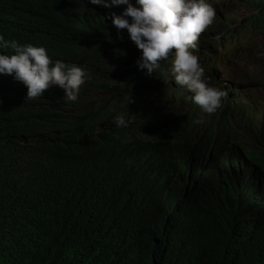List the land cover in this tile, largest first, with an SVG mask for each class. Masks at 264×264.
Here are the masks:
<instances>
[{
  "label": "trees",
  "instance_id": "trees-1",
  "mask_svg": "<svg viewBox=\"0 0 264 264\" xmlns=\"http://www.w3.org/2000/svg\"><path fill=\"white\" fill-rule=\"evenodd\" d=\"M209 1L216 15L193 50L203 60L212 36L231 22L226 13L234 8L231 0ZM239 2L257 9L242 17L241 26L264 33V0ZM0 34L43 46L53 60L86 64L97 95L87 132L103 135L98 127L112 135V159L119 160L120 153L141 160L138 179L149 196L143 201L128 197L134 182L127 168L113 176L110 165L100 173L78 171L64 178L54 164L58 196L51 212L30 228L17 222L19 209L0 189V264H264V132L263 139L256 137L259 145L244 148L232 125L224 131L219 117L202 119L197 106L174 103L173 91L158 73L149 77L138 69L140 51L134 43L118 38L120 33L109 30L98 11H83L80 0H0ZM162 67H168L166 61ZM15 82L0 75V133L25 141L35 156L45 155L36 119L41 110L59 104L58 95L26 101L27 91ZM116 115L132 123L117 128ZM196 126L203 127L201 135ZM196 138L220 164L209 180L200 181L187 157ZM23 158L24 152L13 159L9 175L19 171ZM170 176L177 182L167 188ZM189 177L197 183L183 194L180 186ZM99 183L115 188L102 204L88 198ZM245 202L249 214L242 210Z\"/></svg>",
  "mask_w": 264,
  "mask_h": 264
},
{
  "label": "clouds",
  "instance_id": "clouds-1",
  "mask_svg": "<svg viewBox=\"0 0 264 264\" xmlns=\"http://www.w3.org/2000/svg\"><path fill=\"white\" fill-rule=\"evenodd\" d=\"M80 1L83 11L88 8L98 11L109 30L120 33L118 38L125 37L129 45L134 43L140 51L136 60L138 69L146 70L149 77L158 73L160 80L167 84V90L173 91L170 96L174 103L197 106L202 111V119L212 115L219 117V128L224 131L232 125L239 134L236 142L241 147L259 145L257 139H263L264 132V33L251 30L248 25L241 26L242 17L256 13L257 9L231 0L234 8L226 13L231 22L221 33L212 36L203 60L193 50L198 47L200 34L212 25L216 15L208 0ZM227 50L236 55L240 50L251 56L259 54L261 60L242 76H237L231 69L226 73L220 66L232 67L228 64L230 61L222 58ZM231 54L229 52L228 56ZM200 59L201 63L198 62ZM164 61L167 68L162 67ZM85 68L86 64L81 60H53L43 46L22 44L0 34V75L11 76L16 81L15 87L26 90V101L40 100L44 93H55L59 98L57 106L50 105L41 110L36 119L40 129L37 134L45 155L35 156L25 141L3 137L0 133V189L19 209L17 222L27 228L51 212V204L58 196L51 172L54 164H58L64 178H72L78 171L100 173L103 167L110 165L109 175L113 176L127 168L134 182L128 197L133 201L149 199L146 188L138 179L141 160L123 157L120 153L119 160L112 159V135L98 127L97 132L103 135L87 132L91 129L85 124L94 113L93 101L97 95ZM128 99L130 101V96ZM251 115L260 119L254 122L253 117H248ZM112 122L117 128H127L132 123L125 115H116ZM196 127L201 135L203 127ZM23 152L19 171L9 175L7 169L13 159ZM187 157L200 181L219 173L220 164L213 163L211 152L203 148L199 138L193 141V151ZM211 165H214L212 170ZM151 181L159 190L155 180L151 178ZM176 182L177 178L170 176L165 187L170 188ZM196 183L197 178L189 177L187 183L180 186L181 192L184 194ZM114 189L99 183L88 198L96 204L105 203ZM40 204L45 208L39 207ZM243 205L242 210L249 214L250 206L247 207L246 202Z\"/></svg>",
  "mask_w": 264,
  "mask_h": 264
},
{
  "label": "rangeland",
  "instance_id": "rangeland-1",
  "mask_svg": "<svg viewBox=\"0 0 264 264\" xmlns=\"http://www.w3.org/2000/svg\"><path fill=\"white\" fill-rule=\"evenodd\" d=\"M232 53L228 56V53ZM222 58L224 60L230 61L228 64L232 65L228 66V69H225L224 66H220V69L225 70L226 73H230V69L233 73H235L237 76H242L243 74H246L249 72L253 67H255L261 60V57L259 54H255V56H251L246 51L240 50L239 54L236 55V53L233 51H228L223 54ZM233 63V64H232Z\"/></svg>",
  "mask_w": 264,
  "mask_h": 264
}]
</instances>
